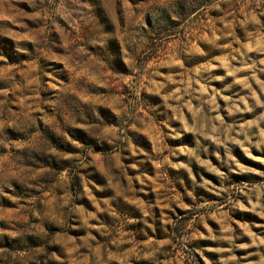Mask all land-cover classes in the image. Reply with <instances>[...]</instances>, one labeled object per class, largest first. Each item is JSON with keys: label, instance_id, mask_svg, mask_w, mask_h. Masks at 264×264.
Wrapping results in <instances>:
<instances>
[{"label": "rangeland", "instance_id": "1", "mask_svg": "<svg viewBox=\"0 0 264 264\" xmlns=\"http://www.w3.org/2000/svg\"><path fill=\"white\" fill-rule=\"evenodd\" d=\"M0 264H264V0H0Z\"/></svg>", "mask_w": 264, "mask_h": 264}]
</instances>
